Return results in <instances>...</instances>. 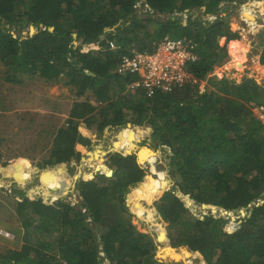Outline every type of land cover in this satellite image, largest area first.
<instances>
[{"label":"trees","instance_id":"trees-1","mask_svg":"<svg viewBox=\"0 0 264 264\" xmlns=\"http://www.w3.org/2000/svg\"><path fill=\"white\" fill-rule=\"evenodd\" d=\"M235 1L251 0H0V62L15 75L47 83L67 77L79 98L88 92L94 98L75 103L69 126L57 131L47 166L75 161L82 174L92 166L86 156L97 160L103 153L99 165L114 171L111 177L86 173L76 184L75 206L59 199L72 187L71 179L60 171L42 173V192L34 191L59 199L50 205L15 191L20 196L22 230L10 233L23 246L6 248L0 264H172L168 259L172 251L197 253L204 260L198 255L185 258L190 264H264V125L252 110L253 105L264 106V87L248 77L209 79L229 58L240 65L241 35L225 18L173 16L195 8L213 14L221 4ZM141 2L154 14L140 16ZM31 27L36 33L23 36ZM166 37H186L198 44L199 60L188 71L199 83L147 97L142 89L131 87L135 77L119 72L121 59L133 50L152 52ZM110 42L116 50L110 49ZM91 43H100L103 49L82 53V46ZM233 49L239 56L232 54ZM262 55L264 64V48ZM207 79L209 86L201 92L200 83ZM10 81L24 82L16 77ZM129 124L149 125L153 132L146 142L168 148L174 179L170 190L159 192L157 173L152 172L151 179L148 175L152 154L159 158L160 152L140 150L145 170L137 153L120 151L116 142L112 150L85 134L92 130L99 137ZM139 131L123 146L146 134V128ZM93 146L97 152L89 154ZM26 166L22 161L18 167ZM0 168L11 169L8 163ZM59 173L64 176L54 182L63 190L53 189L55 194L50 195L47 180ZM161 195L155 208L168 226L160 231L166 246L157 258L158 236L138 231L132 210L141 206L143 211L139 200L150 205ZM203 206L208 208L206 215L198 213ZM144 212L146 219L153 215L154 222V211L144 205Z\"/></svg>","mask_w":264,"mask_h":264},{"label":"rangeland","instance_id":"rangeland-1","mask_svg":"<svg viewBox=\"0 0 264 264\" xmlns=\"http://www.w3.org/2000/svg\"><path fill=\"white\" fill-rule=\"evenodd\" d=\"M145 12L144 7L138 9V13L142 17H145ZM152 14H154V11ZM191 15H193V17L198 16L202 18L203 21H212L220 16L225 18L233 32H239L241 35L239 40V42L242 43L239 48L241 52L240 65L233 64L234 60L229 58V60L221 66L215 67L209 79H216L219 81L227 78L239 81L248 77L256 80L258 84L264 87L263 57H261L260 61L258 60V56H262V49L264 48V0H251L243 4L239 1H235L225 6L223 3L218 8L217 13L213 14H207L205 10L195 8L191 10ZM30 29H26L22 35L27 36L30 34ZM34 30L36 31L35 28ZM219 42L221 46H224L226 44V38L220 39ZM75 44L78 45L80 42L76 41ZM240 52L233 49L232 54L234 56H239ZM14 77H16V79L21 78L24 82L20 85H14V83L10 81L14 79ZM209 79L200 83V86H203L205 90H207L209 86ZM67 81L68 78L63 76L56 82L47 83L46 81L37 80L36 78H28L19 74L15 75L0 62V167H2V164L8 163L11 168L9 170L0 168V253L4 252L6 248L20 249L21 246H23V242L21 240L17 241L16 237L10 233V230H22L21 223L23 219L18 215L17 203L20 196L15 191H24L28 197L37 196L43 199L47 205L59 199H66L72 204L75 196L79 198L76 184L79 180L83 179L85 177L84 175L87 173L83 171L82 174H80V164L73 161L70 164L62 166H47L57 131L60 128L69 126L71 121L70 114L75 103H84L86 101L94 102L91 92L79 98L77 96L76 87L68 85ZM252 110L256 116L257 114L253 108ZM142 127L146 128V134L144 136H139L138 139H133L132 142H130L133 144V147H124L122 142L124 143L127 141V138L130 137L133 132H140L139 129ZM142 127H135L130 124V126L128 125L125 128L112 130L99 137L97 133L92 130L89 132L85 130V134L99 142H104V144L108 145V148L112 150H115L113 143L116 142V147L122 149L120 151L137 153L138 156H140L139 153L142 149H147L151 151V153L160 152L162 157L159 158L152 154L154 159L149 163L148 175L151 179L152 172L157 173L156 176L158 177V181L156 185L159 192H161L163 188L171 187L174 182L171 173H169L171 163L169 159V150L167 151L163 147L155 148L151 141L146 142V140L151 137L153 131L149 125ZM126 130L129 132L121 137L120 133ZM108 148L107 151H109ZM95 152H97V149L93 146L89 154ZM102 154L101 156L98 155L99 158L97 157V160L94 159L92 155L86 156V158H88L87 160L91 157L92 173L96 174L102 172L107 174L111 171L106 169L104 172L95 169L99 165V160L103 158ZM104 159L107 158L104 157ZM22 161L27 162L25 168L18 167ZM161 163H163L162 166H160ZM82 164L83 162L81 165ZM142 164L144 163L142 162ZM155 164L156 168H153ZM20 171L25 173L26 179L20 178L18 175V173H21ZM57 171L65 173L64 175L71 179L72 187L59 199L54 200L52 197L46 199L41 194V189L44 186L41 180V174ZM63 173H59L54 178L51 176L52 179L50 182L47 180V183H50V195L55 194V190L53 189L58 188L60 191L63 190L61 187L62 185L60 186V184L54 182V180L58 181ZM49 177L50 176H48V178ZM148 184H151V182L143 185L139 191L142 192V189ZM39 188L41 192H34L39 190ZM162 195L157 197L150 205H146L147 203L141 199L142 201L139 200V203L143 205V211L141 210V206H136L137 209L132 210V223L136 229L144 234L158 236L159 244L156 252L157 258L162 257L166 246V241L161 240L160 231H165L168 226L159 216L155 208V202L158 201ZM127 203L131 208L128 200ZM144 205L147 207V210L154 211L157 221H154V218V222L150 221L151 217H154L153 215H150L148 219L145 218L146 213L144 212ZM197 210L198 213L204 215L209 212L207 207ZM12 242H14V244ZM195 255H198L197 257L203 260L202 256L197 253L179 251H172L168 259L172 264H190L185 258H193ZM164 258H166V255ZM200 258H197L196 261H201ZM202 264L206 263L202 262Z\"/></svg>","mask_w":264,"mask_h":264},{"label":"built area","instance_id":"built-area-1","mask_svg":"<svg viewBox=\"0 0 264 264\" xmlns=\"http://www.w3.org/2000/svg\"><path fill=\"white\" fill-rule=\"evenodd\" d=\"M142 2H145V0H142ZM142 2L137 5V8L144 7L146 12L152 13L153 11L147 5L142 6ZM225 5L226 3H224ZM190 15L191 10L173 14L177 18H184ZM109 45L110 49H117L114 43L110 42ZM102 49V44L91 43L83 45L81 52L88 54L92 51H101ZM262 56H258L259 61ZM198 60V44L193 39L166 37L156 45L152 52L143 53L133 50L130 55L123 56L119 72L135 77L131 87L140 88L147 97H152L158 91L170 93L176 89L183 88L187 84H198V80L188 71L189 65ZM200 90L203 92L205 88L200 86ZM253 109L257 114V118L264 125V106L253 105ZM77 204H79V198L75 196L72 205L75 206ZM104 264H109V262L106 261Z\"/></svg>","mask_w":264,"mask_h":264},{"label":"water","instance_id":"water-1","mask_svg":"<svg viewBox=\"0 0 264 264\" xmlns=\"http://www.w3.org/2000/svg\"><path fill=\"white\" fill-rule=\"evenodd\" d=\"M51 31H53V28L51 29ZM36 33V31L34 30V27H32L31 29H30V35L31 36H33L34 34ZM129 126H130V124H129ZM167 151H168V148H165ZM131 153H133V152H128V154H131ZM139 158V163H140V165L146 170V168L144 167V165L142 164V159H141V157L140 156H138ZM114 169H116V168H114ZM111 173L110 174H106V176L107 177H111L112 175H113V173H114V171L113 170H111L110 171ZM147 173H148V171H147ZM170 173V172H169ZM166 190H170V187L168 188V189H166ZM204 207V206H203ZM213 212H214V210H213ZM224 213H227V212H224Z\"/></svg>","mask_w":264,"mask_h":264},{"label":"bare ground","instance_id":"bare-ground-1","mask_svg":"<svg viewBox=\"0 0 264 264\" xmlns=\"http://www.w3.org/2000/svg\"><path fill=\"white\" fill-rule=\"evenodd\" d=\"M116 145H117V144H115V146H116ZM130 146L133 147L132 144L129 145V148H130ZM132 149H133V148H132ZM94 168H95V167H94ZM95 169H97V170H102V171H104V172H105V170H106V169L101 168L100 165H98ZM92 170H93L92 166H87V167H86V172H87V173L92 174V172H91ZM110 173H111V172L109 171L107 174H110ZM154 221H157V218H154Z\"/></svg>","mask_w":264,"mask_h":264}]
</instances>
